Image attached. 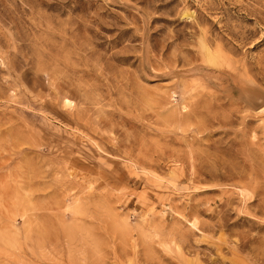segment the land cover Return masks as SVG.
Returning a JSON list of instances; mask_svg holds the SVG:
<instances>
[{
    "label": "rangeland",
    "instance_id": "rangeland-1",
    "mask_svg": "<svg viewBox=\"0 0 264 264\" xmlns=\"http://www.w3.org/2000/svg\"><path fill=\"white\" fill-rule=\"evenodd\" d=\"M0 264H264V0H0Z\"/></svg>",
    "mask_w": 264,
    "mask_h": 264
}]
</instances>
